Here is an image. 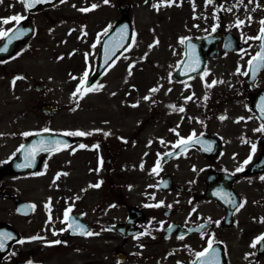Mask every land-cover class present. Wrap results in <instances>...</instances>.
Segmentation results:
<instances>
[{"label": "flooded vegetation", "instance_id": "1", "mask_svg": "<svg viewBox=\"0 0 264 264\" xmlns=\"http://www.w3.org/2000/svg\"><path fill=\"white\" fill-rule=\"evenodd\" d=\"M16 1L24 19L19 25L2 24L0 29L10 33L21 26L25 27L24 33L30 34L13 47L12 41L6 40L8 36L0 37V46L6 43L0 54V92L11 95L21 86V79L16 78L22 75L23 60L41 55L44 50L54 51L57 46L72 58L84 59L76 64V71H87L92 76L99 53L113 49L111 62L84 86L108 85L110 74L114 73L121 82V96L127 95L131 105L127 106L128 115L121 117L123 122L105 121V130L99 132L86 130L82 121L85 117L74 114L78 112L76 102L74 111L71 106L66 107L61 133L92 134L65 136L67 147L41 157H25L23 161H36L37 166L33 172H22L19 153L24 140L18 125L21 102L0 97V234L12 237L3 241L5 250L0 254V264H199L196 253L204 251L209 240L213 250L219 252V264H264V248L250 247L264 234V134L254 131L264 123V67L255 78L242 74L248 72L247 62L260 46V41L249 38L259 33L264 0L224 2V9H231L223 11L226 23H236L242 14L247 17L252 6L260 11L249 15L256 23L251 34L241 33L235 24L231 28L215 24L213 2L206 6L205 0H159L161 21L184 20L197 29L196 34L184 35L183 41L186 37L216 34L218 49L216 56L205 62L201 74L173 81L186 89L176 96L179 100H165L159 108L150 107L148 101L132 107L136 92L129 89L131 79L126 77L130 65L131 72L134 70V23L148 14L147 0H109L107 4L104 0H51L36 5L33 12L25 11L22 3ZM168 3L172 6H166ZM234 4L236 7H232ZM92 5L97 7L88 12L79 10ZM39 17L46 18V23H37ZM122 20L130 25V37L112 38L127 42L122 47L105 44L107 34ZM56 23L73 25L72 31L59 34ZM214 25H218L215 31ZM225 41L232 42L233 50H223ZM183 55L181 43L177 64ZM212 81L218 83L205 87ZM189 96L192 99L185 102ZM44 104L41 101L37 105L47 121L41 130L54 131L51 123L55 114H43ZM170 105L183 107L184 112L174 111ZM221 116L227 118L221 120ZM123 124L126 128L119 127ZM110 135L123 136L115 141L127 155L120 167L112 165L113 154L102 164L107 147L100 152L79 147L86 145L88 138L100 140ZM189 137L192 140L187 144L173 148L179 140L187 141ZM253 143L256 151L245 165ZM60 155L62 194L61 201L55 204L58 194L51 183L60 174L53 167ZM158 159L160 167L150 175ZM103 167L107 169L105 175ZM240 167L243 170L236 171ZM60 178L61 174L58 184ZM98 182L99 188H89ZM161 202V207H146ZM241 204L243 207L237 210ZM69 207L70 218L99 235L62 231L67 229L61 221ZM200 225L204 228L200 229ZM53 231L57 234L53 235ZM19 240L25 243H17ZM57 240L62 243H52Z\"/></svg>", "mask_w": 264, "mask_h": 264}, {"label": "rangeland", "instance_id": "2", "mask_svg": "<svg viewBox=\"0 0 264 264\" xmlns=\"http://www.w3.org/2000/svg\"><path fill=\"white\" fill-rule=\"evenodd\" d=\"M225 1L212 0L215 5L216 14L214 21L215 24L220 23L225 28H231L232 24L236 23H226L227 19L223 14ZM146 3L148 14L145 18H141L138 23H134V70L131 72V75L128 72L127 77L131 79V87L129 89L136 92L135 105H142L143 102L146 103L148 101L150 107L159 108V105H163L165 100H179L176 96L186 89L177 87L178 84H173L169 79V74L175 69L180 56V41L182 37L187 34H196L198 31L184 20L177 22H174V19H170L167 22L161 21L160 13L162 6L158 9L152 7L154 4L161 5L159 0H147ZM254 7H251L252 11L249 10L247 17L245 14L240 16L241 20L244 21V24L240 26L241 33L251 34V30L256 26L255 22L248 19L249 15L260 12ZM253 9L255 10L253 11ZM21 14H23V11L18 7L16 0H0V19ZM262 14L264 16V11ZM45 19L44 17H39L36 22L46 23ZM55 26L59 34L65 30L71 32V27H73V25L65 23H56ZM150 45L153 46L150 48ZM54 49V51L44 50L40 52L41 55L25 58L21 69V77H23L21 79V86L16 87L11 95L0 92L1 99L20 100L21 113L19 122H21V125L19 123V127L23 123L32 122L31 125H26L21 129L22 139H24L25 133L30 135L32 132L43 128L47 123L37 108L39 102L47 101L56 107L58 113L53 118L51 127L56 131H63L67 115L65 109L71 106V110L74 111V104L79 99L78 96L73 98L72 94L80 84V78L84 74V72L76 71V64L82 62L84 59L77 57L70 58L66 53H63V50L58 49L57 46ZM116 71L119 76H122L120 70ZM73 77L77 79H73ZM88 78L89 75L86 81ZM110 78L108 87L103 85L98 91L87 93L83 99H79V104H77L78 112L74 114L85 117L82 121L85 122L84 125L87 131L95 130V132H99L100 129L105 130L106 124L103 122H112L113 120L123 122L121 117L128 115L126 112L127 106L131 104L127 99V95L125 97L121 96L122 92L118 90L120 80H116L112 73L110 74ZM37 84L43 87L42 91L36 92L33 89ZM153 88H158L159 91L155 93L150 92V89ZM81 91L83 92V88H81ZM146 96L149 97L148 100L144 99ZM68 99L73 101L70 104H66L64 101ZM119 127L126 128L124 124ZM92 138L87 139L86 146L88 148L96 149L99 152L102 147L108 148L102 155L103 165H105L104 160L111 157L112 154L114 159L112 165L114 167H120L125 162L127 155L123 154L126 153V150L118 148L115 144V141L123 138L122 135H110L100 140ZM96 145H98V148L93 147ZM62 163V155L55 158L53 165L55 173L60 172L61 174V183L58 184L57 177L51 183L54 193L58 194L54 200L55 204L61 201ZM106 170L103 167L104 175L106 174Z\"/></svg>", "mask_w": 264, "mask_h": 264}, {"label": "snow or ice", "instance_id": "3", "mask_svg": "<svg viewBox=\"0 0 264 264\" xmlns=\"http://www.w3.org/2000/svg\"><path fill=\"white\" fill-rule=\"evenodd\" d=\"M20 3H22L25 11H29L31 10L33 7H35L36 5L38 4H43V3H48V2H51V0H19ZM61 2H66V0H61ZM109 2V0H104V3L107 4ZM253 0H249V3H252ZM212 3V0H205V4L206 6L208 4ZM161 5H157V4H154L152 7L153 8H159ZM166 6H172L171 3H168ZM97 7V5H92L90 8H82V9H79L80 11L82 12H88V11H91L93 9H95ZM232 7H236V5L234 4ZM225 11H231V9H224ZM255 9H253L254 11ZM215 12L213 13V16L215 18ZM24 19L23 16L21 15H14L12 17H9V18H3V19H0V24H3V25H8L9 23H12L14 22L16 25H19L20 22ZM249 20L252 19L251 16L248 17ZM261 24V27L259 29V33L256 37H250L249 39H255L257 41H261V44H260V50L257 52V54L255 56H253L250 60H248V65H249V70L250 72L252 73L253 75V78H255V74L256 72L261 68V67H264V20H261L259 22ZM242 24H244V21L242 20H237L236 24L234 25L235 27L239 28ZM218 25H214L213 26V31H215V28L217 27ZM25 33L22 32V31H18L17 32V38H19L20 35H24ZM104 34H107V30L105 31ZM9 35V32L6 31V30H2L0 29V37H6ZM134 37H135V33H133V40H134ZM123 39V33H122V37ZM181 43H184L183 40L180 41ZM247 42V40H245V43ZM158 43V42H157ZM122 47V45H120ZM153 45H150L149 47L151 48ZM93 47H95V44L93 45ZM244 52H246L247 50H243ZM110 58V57H109ZM107 59L105 60V63H107ZM131 67H133V65H130L129 67V75H131ZM195 70V69H193ZM243 75H248V73H242ZM88 76V72L85 71V73L83 74V77L80 78V84L77 86L75 92H73L72 96L73 98H76L77 96L79 97V99H83L84 95L87 94V93H90V92H93V91H98L100 88L103 87V85H91L90 87H84L85 85V82H86V78ZM23 77H17L16 79H22ZM73 79H77L76 77H73ZM201 79H203V76H201ZM13 84H15V80L12 82ZM218 83L217 81H212L211 84H206L205 87H213L215 86V84ZM219 83H223V81H219ZM81 88H83V92L81 91ZM159 91L158 88H153V89H150V92L152 93H155ZM169 91H171L169 89ZM113 95H115L113 93ZM79 99L76 100V103L79 104ZM145 100H148L149 97H145L144 98ZM192 97H186L185 98V102H187L188 100H191ZM205 99H207V96H205ZM137 105H132V107H136ZM169 107L173 108L174 111H179V112H184V108L183 107H180V108H176L175 105H170ZM261 112L264 113V108L261 109ZM227 117H224V116H221L220 119L221 120H224L226 119ZM264 118V117H262ZM240 119H243V118H240ZM237 123L239 122V120L236 121ZM179 126V125H178ZM99 131V130H97ZM255 132H259V133H262L264 134V123H262L258 128L254 129ZM92 133H85V132H82V131H75V132H64L62 133L63 136H79V137H84V136H88V135H91ZM25 136L29 135L27 133L24 134ZM105 136L109 135V133H104ZM192 138L189 137L188 140H184V139H181L179 140V142L175 145H173V148H177V147H180L181 145H185L187 144L189 141H191ZM243 140V138H242ZM244 143H250L249 141H246L244 140L243 141ZM62 141H59V140H56V141H52L50 142V144L48 146H45V142L44 141H41L40 142V146H39V149L40 151H47V152H52L54 150H59L60 149V146L62 145ZM160 143H164L163 140L160 141ZM64 147H67V145H64ZM80 148H85L86 145L84 144H81L79 145ZM95 148H98V145L96 146H93ZM256 151V145L253 143L251 144V151H250V154L248 156V159H246L244 161V164H248L251 159H252V155L255 153ZM166 155L168 156H171L172 153H166ZM159 156V154H158ZM27 157H32L34 158V153L32 152V150H29V152L26 154V158ZM26 166H31V161H29L28 165ZM141 169H143V164H141ZM160 167V160L158 159L157 162H156V165L151 169V172L149 173L150 175L151 174H154V173H157V170L158 168ZM195 170V169H194ZM243 170V167H240V168H237L236 171H242ZM42 174V173H40ZM59 175H57V179L59 178ZM66 175V173L64 174ZM262 180H264V176L261 177ZM100 183L101 182H98L97 184L95 185H89V188H99L100 187ZM161 207L163 206V202L161 203H158L156 205H146V207ZM45 207L47 208L48 205H45ZM171 207V206H169ZM240 207H243V205H239L237 207V210H239ZM72 211V208L69 207L67 208L64 213H63V220L61 221V223H64L67 225V229H62V231H65V230H71V232L73 234H79V235H84V236H93V235H99V233H93L92 231L90 230H87L86 228H84V226L80 223H78L75 219H72L70 218L69 214L71 213ZM49 222L51 223V218H49ZM262 223H264V220L261 221ZM218 223V222H217ZM204 228V225H200V229H203ZM57 233L55 231H53V235H56ZM147 234V233H145ZM40 237H33L32 239H39ZM182 238V237H180ZM6 239H12L11 236H8L7 234H0V250H3L4 248V243L3 241L6 240ZM262 241H264V234H262L260 237H257L253 243L250 245V247H253V248H256L257 245H261V248H264V244H262ZM17 243H20V244H23L25 243L24 240H19L17 241ZM54 244H60L62 243V241H54L52 242ZM211 251V255H209V251ZM15 253H13L14 255ZM196 261H199V264H219V252L216 251V250H213V242L212 240H209L208 241V245H207V248L204 249V251L202 252H199V253H196ZM30 264V262H29Z\"/></svg>", "mask_w": 264, "mask_h": 264}, {"label": "water", "instance_id": "4", "mask_svg": "<svg viewBox=\"0 0 264 264\" xmlns=\"http://www.w3.org/2000/svg\"><path fill=\"white\" fill-rule=\"evenodd\" d=\"M123 36H129V31H127V23H118L114 29L112 30V32L109 34V36H117V35H122ZM16 34H17V30H16ZM213 36H206L203 37L199 40H191V39H187L186 40V52H185V56L183 59V63H181L178 68L174 71V73L171 75V77L175 80H182L185 78H188L190 76H192L194 73H196L197 71L201 70V67H195L194 64H192L193 60H197L200 61V63L208 58L206 55L205 56H200V58H198L197 56H193L191 55L192 53L190 52H201L204 53L206 51H208L209 53H215L216 52V47H213ZM1 50V48H0ZM204 52H202V51ZM100 60L103 61V58H100ZM105 62V59H104ZM201 65V64H200ZM195 69V70H193ZM250 73V70H249ZM36 90H40V87H35ZM44 112H46L47 114H52L53 110L52 106L50 105H45L43 107ZM62 141V145L60 146L63 147L64 146V139L63 136L60 134H53V133H49V132H39L36 134H33L32 136H30V138L28 139L27 143L23 146L22 152L21 154L24 155L25 152H29V150H36L39 149L40 146V142L44 141L45 142V146H48L50 144V142L52 141ZM55 151V150H54ZM41 153H47V151H41Z\"/></svg>", "mask_w": 264, "mask_h": 264}, {"label": "bare ground", "instance_id": "5", "mask_svg": "<svg viewBox=\"0 0 264 264\" xmlns=\"http://www.w3.org/2000/svg\"><path fill=\"white\" fill-rule=\"evenodd\" d=\"M27 121H28V120H27ZM31 123H32V122H26V123H23L22 126H21V129H23V127L26 126V125H29V124L31 125Z\"/></svg>", "mask_w": 264, "mask_h": 264}]
</instances>
